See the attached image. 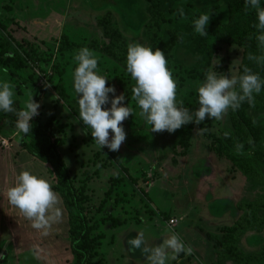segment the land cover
<instances>
[{
  "label": "rangeland",
  "instance_id": "obj_1",
  "mask_svg": "<svg viewBox=\"0 0 264 264\" xmlns=\"http://www.w3.org/2000/svg\"><path fill=\"white\" fill-rule=\"evenodd\" d=\"M161 3L163 10L171 8L164 12V28L178 37L166 58L177 83V101L182 100L183 106L194 112L199 108L197 88L206 73L212 70L236 76L242 46L217 41L209 33L214 19H225V0ZM148 8V0H0V56L24 60L17 69L0 64V81L7 80L15 86L14 97L23 107L33 94L34 101L40 104L35 118L41 124L60 126L56 147L93 225L90 233L95 245L86 264H149L140 250L127 251V241L139 231L154 233L152 238L145 237L149 246L175 232L193 249L191 255L180 253L166 264H236L235 258L220 254L219 242L227 226L264 215V164L254 161L251 149L242 150L244 161L254 167L249 176L235 161L216 153V135L232 131L229 111L221 120L208 118L200 125L189 123L173 133H153L140 117V108L131 94L124 101L133 109L122 124L126 140L113 152L106 147L99 150L91 129L82 124L79 115L72 113L57 92L61 86L69 97L77 96L74 57L83 47L96 54L97 71L107 76L106 86L114 87L115 95L121 92L118 80L135 86L126 67L90 47V42L92 38L101 39L96 22L108 12L127 46L138 42L163 51L169 32L160 28L157 35L161 33L163 41L149 42L145 32ZM204 13L211 19L206 28L208 35L200 36L193 22ZM63 35L73 41V48L58 49ZM261 75L264 78V72ZM104 107H110V103ZM246 114L250 122L262 126L264 144V109L250 107ZM197 128L205 131L197 132ZM21 140L28 138L9 126L0 129V264H72L67 211L58 192L53 189L58 195L53 212L58 210L59 215L39 229L6 196L24 170L45 178L51 185L55 181L50 164L21 148ZM247 202L258 204L248 206L244 204ZM112 218L120 224L114 225ZM170 218L174 223H169ZM162 231L166 236H160ZM233 237V245L242 254L261 253L262 257L253 264H264V224L241 227Z\"/></svg>",
  "mask_w": 264,
  "mask_h": 264
},
{
  "label": "clouds",
  "instance_id": "obj_2",
  "mask_svg": "<svg viewBox=\"0 0 264 264\" xmlns=\"http://www.w3.org/2000/svg\"><path fill=\"white\" fill-rule=\"evenodd\" d=\"M247 8L256 11L258 23L255 27L260 32L257 40L264 46V6L261 0H246ZM179 14L184 17L182 8ZM210 19V14H201L193 22L194 31L200 36H207L206 28ZM248 58L264 63V56L249 54ZM74 60L77 66L73 72V85L77 94L79 118L84 126L91 129L90 134L99 150L106 147L110 151H118L126 140L123 121L133 114V109L128 104L124 105L123 93L115 95V88L106 86L108 78L98 73V58L92 50L87 47L79 49ZM167 65L164 52L159 48L153 50L138 42L127 46L126 70L135 81L132 99L140 108V117L153 133H173L189 123L200 125L208 118L221 120L229 109L238 110L244 102L254 106V94H259L264 85L259 74L248 67H244L242 75L232 77L209 70L204 82L197 88L199 108L193 112L183 106L182 100L177 101V83ZM14 87L7 80L0 81V111L15 113L17 127L26 135L31 132L32 118L39 115L40 104L34 101L31 94L24 108L17 111L13 106ZM109 93L113 94L111 100ZM109 103L110 107L105 108ZM203 131L205 129L197 128V132ZM84 134L88 133L84 130ZM237 148H242V145H237ZM6 196L25 218L34 221L35 228H41L59 215L58 210L53 212L58 195L51 183L27 170L17 175L14 186L8 188ZM127 244L129 253L140 250L149 264H166L169 260L177 259L180 253L191 255L193 252L175 232L161 243L149 246L144 232L139 231Z\"/></svg>",
  "mask_w": 264,
  "mask_h": 264
},
{
  "label": "trees",
  "instance_id": "obj_3",
  "mask_svg": "<svg viewBox=\"0 0 264 264\" xmlns=\"http://www.w3.org/2000/svg\"><path fill=\"white\" fill-rule=\"evenodd\" d=\"M148 1L150 17L145 24V32L150 43H161L163 35L161 33L157 35V31L160 28H164V12L170 11L171 8L168 7L163 10L161 0ZM168 1L171 3L173 0ZM261 5L264 6V0H261ZM257 23L256 11L251 8H247L246 10V0H225V19L222 22L214 19L209 28V33L217 41L242 46L241 61L238 65L236 76L242 75L244 67H248L254 73H258L261 80L264 81L261 75L264 72V63H257L255 60L248 58L249 54L255 57L264 56V46H261L257 40V36L260 34L259 30L255 27ZM96 25L101 28V39L92 38L90 47L103 52L109 58L126 67L127 44L122 32L110 22L108 12L97 19ZM164 29L169 32V38L163 50L165 58H168L178 37L168 27ZM73 47V41L63 35L58 49L63 51ZM22 61H24L22 57L12 55H7L6 57L0 56V64L12 66L15 69L23 65ZM42 68H45L44 64H42ZM11 72L14 73V71ZM116 83L121 91L120 94L123 93L125 98L132 94V88L134 87L132 84H126L121 80H118ZM56 89L66 106L74 115L78 116L79 106L75 103L77 96L73 98L69 97L61 86H58ZM261 90H264V85H262ZM254 96V106H249L247 102H244L238 110L233 111L229 109L232 131H220L215 137L214 145V149L218 155L235 161L242 171L249 176L254 172V167L244 161L245 155L240 153L242 150L251 149L254 161L264 164L263 128L261 125L250 122L246 114V109L250 107L264 109V93L260 92L259 94H254ZM13 106L17 111L24 108L16 97H14ZM17 119L15 113L0 111V129L4 126H9L13 130L18 131L21 137H27L28 140L20 141V147L25 149L34 158L50 164V170L55 179L52 189L58 192L67 211L69 247L74 258L72 264H86L95 245L94 237L90 233L93 225L89 223L86 217L81 193L73 185L64 160L57 150L55 138L59 135L60 126L52 125L49 122L41 124L37 118L33 117L31 132L25 135L18 129ZM237 145H242V148L238 149ZM244 204L257 206L258 203L247 202ZM160 214L165 216L163 212H160ZM112 219L115 220L114 225L120 224L117 219ZM262 224H264V215L260 217L254 216L252 221L249 218L242 221L238 220L236 223L227 226L223 230L219 242L221 246L220 254L235 258L237 260L236 264H253L257 262L262 257L261 253L259 255L242 254L233 245V236L241 227L249 225L260 226ZM249 259H251V262H249Z\"/></svg>",
  "mask_w": 264,
  "mask_h": 264
},
{
  "label": "crops",
  "instance_id": "obj_4",
  "mask_svg": "<svg viewBox=\"0 0 264 264\" xmlns=\"http://www.w3.org/2000/svg\"><path fill=\"white\" fill-rule=\"evenodd\" d=\"M129 226H131V225L129 224ZM116 228H117V227H116ZM152 232H153V230H152ZM163 232H165V231H162V234H161L160 236H162V235L165 234V233H163ZM153 234H154V233H152V235H150V234H147V232H146V233L144 232L145 237L151 236V238H152ZM164 236H166V235H164ZM190 242H191V241H190ZM192 242H193V241H192ZM196 248L199 249V247H196Z\"/></svg>",
  "mask_w": 264,
  "mask_h": 264
},
{
  "label": "built area",
  "instance_id": "obj_5",
  "mask_svg": "<svg viewBox=\"0 0 264 264\" xmlns=\"http://www.w3.org/2000/svg\"><path fill=\"white\" fill-rule=\"evenodd\" d=\"M169 223H174V219L173 218H170L169 219Z\"/></svg>",
  "mask_w": 264,
  "mask_h": 264
}]
</instances>
